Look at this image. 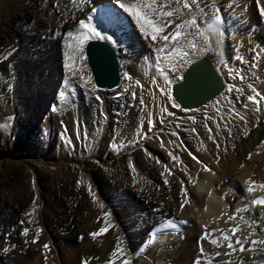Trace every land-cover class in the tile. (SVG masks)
<instances>
[{
    "label": "bare ground",
    "instance_id": "bare-ground-1",
    "mask_svg": "<svg viewBox=\"0 0 264 264\" xmlns=\"http://www.w3.org/2000/svg\"><path fill=\"white\" fill-rule=\"evenodd\" d=\"M26 1L14 0V3L12 1H3V6L0 3L3 20H6L5 22L9 24V18L11 17L16 18L19 15H23V18L26 19L28 16H36L38 19L37 23L44 30V35L50 37L57 45L56 53L53 55L55 60L56 55L61 56L59 59H62V61L59 60L58 64L55 62L57 64L55 67L57 69L60 68V73L64 71L65 75L71 78V83L75 81L77 89L71 92L64 101L58 99L57 95L54 97L53 101L56 103V110L51 111L50 109L53 115L43 116V125L37 131L35 130L36 134L31 131L27 132L28 140L33 141V145L29 149L20 150V152H14L13 148L24 135L18 136L19 133L15 131L16 123H13V117L17 114V111L22 114L29 111V98L25 94L23 95L22 90L19 88L15 90L16 93L14 95H12L13 93L11 94L13 87L8 88V97L5 93L3 94L6 97L0 92V128L3 129V131H0V144L7 142L11 137H18L16 142L13 139L10 144L12 146L5 151L7 156L0 161V180L2 179L3 171L8 168L12 169L13 165H17L16 162L19 160H26L31 154L42 158L40 161L41 174L38 178L39 186L32 185V179H34L35 175H32L31 170H26L27 180L19 181L10 191L12 199L20 201L19 207L24 208L26 206L28 209L24 211V221L26 222L22 224V229L19 226L12 231L9 221L0 219V236L2 237L0 252L3 248L0 264H86V262L87 264H109L110 260H115V264H121L122 259L125 257L130 261V264H194L197 258L201 260V264H209V262L210 264H264V243H257L254 246L251 244L253 240L264 241V217L259 218L252 210H261L264 213V206L252 204L259 197H264V147L261 150L257 149L258 151H256V155L253 158L252 156L255 153L251 154L252 149H254L256 144H259L260 137H264V112L261 111L264 107V98L259 104L247 100L248 96H254L256 92L261 94V98L264 97V81L255 80L256 82L252 83L249 79L250 81H247L249 84L246 86L236 84L238 87L242 86L240 91H236V100L245 104L242 108L247 109V104H251L255 110L252 112L251 110L247 112L240 111V113H243L240 115L247 120L246 123L242 124L238 118H232L233 120L228 118L226 115L228 109L224 115L218 114L219 119L214 120V116L210 115L209 118L211 119L209 120L207 118L208 113H204L205 109H203L191 114L194 120L197 118L198 121H202V123L207 125V129H211L210 134H208L209 131L207 129H201L200 122L198 123L197 120L193 123V119H184L183 125L185 126L179 128L182 131L173 130L178 134L173 136L172 127L170 132L169 129L165 130L163 128L162 123L168 117L167 112L172 113L175 110H180V108L172 107V102L167 95L161 93L158 85L164 86L165 81L161 71L156 68V54L158 52L156 51L155 55L149 52L151 48H159L163 41L154 42L150 36L145 39L131 18L119 8L115 2L116 0H81L80 2L76 1L78 5L67 7H65L67 0H61L62 8L57 7V11H49L47 8L46 11L48 12L43 16H40L41 13L37 14L36 5L34 7H25L20 11L19 9H14L13 4L21 6ZM48 2H52L53 5L57 4L56 0H48ZM121 2L128 4L135 2V0H121ZM208 2L210 4L211 0H208ZM220 2L223 5V13L227 19V32L230 33L231 38L228 39L226 37V31L221 33L219 37L213 35V47L209 51L191 52L188 49L190 53L188 59L193 62L201 57H208L214 69L224 77V85L217 94L204 104L192 108H183L187 111L204 108V106L219 96L221 108L236 105L229 98L232 91L228 89L237 81L238 83L240 82L241 79L236 74L242 68L237 67L239 70L234 69L236 73L230 76L233 81L227 80L226 73L231 71L229 69L228 72L226 69V66L229 65L227 58L229 60L233 59V64L234 60L238 64L240 59L243 64H249V61H251L250 57H252L253 66H256L261 60L264 62L261 44L264 39V22L259 16V11L264 6L257 8L255 0H216V3ZM237 4L240 8V16H238V12L232 13L229 10L230 6L234 5L235 7ZM164 10L171 9L166 8ZM205 11L210 10L206 8ZM184 12L186 14L181 19H188L187 10H184ZM197 14L199 15V13ZM232 16L236 20L234 25L230 24V17ZM87 17H92L91 23L96 25L97 30L100 32L105 31L103 24H101L105 21L104 19H108L107 22L110 23L114 21L117 23L119 21L120 24L126 23L125 30L117 24L108 31L112 34L118 33L120 37L123 35L125 39L122 44L118 41L106 40L117 52L121 68L120 81L117 86L112 88L96 85V92H92L90 83L85 85V80L89 76H91L93 82V75L86 59L81 64H77L78 68H76V65L69 70L64 67V52L68 51L70 55H74L72 49L75 47L74 38L67 37L66 32L69 30L74 31L78 26L77 21ZM176 22L179 23L180 20ZM251 24L256 28L252 32L254 36L247 37L248 27ZM174 28L175 24L163 34H169ZM189 33V35L182 37L181 41L190 40L191 37H194L195 29L189 30ZM243 36L245 37L242 38ZM35 39L33 38V40ZM216 39L220 40L219 45L214 43ZM65 40L68 41L67 45H65ZM241 40L243 43H241ZM235 41L236 43H234ZM1 45L0 36V47ZM181 45L182 43L177 44V46ZM86 47L85 44V51L88 49ZM242 50L244 51L242 52ZM11 51H6L3 54V58L9 57V53H14L13 51L15 50L12 49ZM21 55L23 60L20 61V64L18 61V66L26 70L28 58L24 53H20L18 56ZM178 55L175 54V58ZM42 57L45 60L44 54H42ZM12 58H14V54L10 56V61L14 60ZM18 58L16 59L18 60ZM221 60H223V64H221ZM76 62L78 61L76 60ZM220 64L221 67H219ZM188 65L189 63L181 67L177 63L176 71L167 67L163 69L167 72L169 79L175 83L180 80L178 78L182 77V72ZM236 77L238 78L236 79ZM61 83L56 85L53 83V85L56 89L63 88ZM249 85H252V87H249ZM67 87L69 88V86ZM253 88L256 90L255 92ZM135 90L142 97L141 99H143L144 105L147 107L140 106L138 110L129 107L131 111L129 112L130 118L127 123H116L114 120H110L109 116L111 110L115 108V104L123 101L122 99L125 97H128L132 102V93L136 92ZM82 92L101 98V120L108 115L107 117L110 120L108 124L101 123V120L99 121L98 119L94 128L89 126L92 131L91 129L88 131V124L91 122L90 107L92 105L87 106L84 104L83 120L86 126L85 130L81 131L83 128L79 127L78 114H81V107H83V103L80 102L82 97L79 98V96H82L80 95ZM30 101L32 100L30 99ZM161 107H166L167 112L161 113ZM257 108H259V111L256 110ZM41 110L42 108L38 107L37 112L40 114ZM254 119L255 122H253ZM59 121L62 124L58 123ZM149 121H153L155 124L153 130ZM257 122H260L259 126L261 127L258 129L261 133L255 135L254 125ZM54 124H57L58 127L61 125V129L64 130L60 133L61 140L60 137L58 139L55 135L57 126ZM233 124L238 128V131L234 132V140H226L224 143L215 141L216 147L208 143L209 137L217 134V131L220 134H226L228 131L233 132ZM192 129H195V132ZM198 132H201V136L196 137ZM141 133H146L149 138L146 140L141 138ZM182 133H186L194 139V150L179 142L178 136L182 135ZM70 134L71 136H69ZM251 136L252 138L250 139L249 137ZM48 139L51 140L47 141ZM20 142L19 145L22 143ZM46 142L52 148L50 150L48 148L41 150L42 144L45 145ZM79 142L92 148V150L98 146L102 156L101 163L105 164L107 170L103 171L105 176L99 174L100 171L96 169V166L89 165L86 168H79L73 164H68V167L65 166L70 160L71 149L78 146ZM206 144L208 145L206 146ZM136 145L140 147L135 148L134 146ZM223 145H228V152L219 150ZM122 147L126 149L125 152H123ZM12 155H15L14 159ZM173 155L177 157L174 165L170 161ZM246 155L248 159H245ZM15 159L17 160L13 161ZM44 160H46V166L50 169H45ZM244 160H247L248 164L244 163ZM171 165L174 168H171ZM165 166L176 176L168 178L169 174L165 172ZM209 168L215 169V177H212L209 173ZM95 170H97L96 175L94 174ZM126 170L127 172L125 173ZM235 174L237 176L233 177ZM177 175L182 176L184 180L179 181ZM128 176L133 178L132 184L135 186L134 194L132 195H137L136 197L139 198H156L157 205L171 206L172 203L174 209L179 207L177 204L180 203L179 219L189 217L187 219L190 220V223L179 232L159 235L158 231L152 228L149 232H146L147 239L145 242L141 243L143 237L140 238L139 236L145 232L146 225L144 226V223L139 222L132 226L131 211L126 207V201L128 202V200L125 199V196L129 195L127 191L121 190L122 194L118 195L120 199L121 197L123 198L120 204L114 197L110 198L108 194L110 180H114L117 188L123 189L125 181L129 179ZM190 179L194 181L193 184ZM165 180L169 182L170 185H168L170 187L163 191H158L154 182ZM182 182L186 183L185 188L181 187ZM3 185L0 191L3 192L4 197L7 199L5 193L8 191L7 187L10 183H6L3 180ZM89 185H91V190L95 193V196L89 194ZM243 186H247V188L244 189ZM250 188L252 189L251 192L248 191ZM48 189L51 193L48 194V192L47 194L50 196L54 195L57 197L59 193L65 196L64 205H60L56 197L53 205L50 196L49 198H47V194V197L45 196V192ZM238 194H243L248 200L250 199L252 206L249 204L248 211L245 209L247 204H240L239 202L235 204L236 199L240 197ZM129 201L131 202L132 200ZM63 206L65 211L61 215L59 212ZM81 207L87 211L86 217L80 214ZM31 210L32 212H29ZM108 213L110 215H106ZM67 215L71 216L67 218ZM60 216L63 217L61 219L65 223H60ZM240 218L247 219L251 225L246 226L244 229L237 227L235 220ZM106 224L107 231L104 235H97L96 237L91 235L92 233H98ZM51 227L53 228L52 231ZM237 228L239 231H236L234 236L231 235V230ZM25 229H28L27 235L24 234ZM37 230H41L38 238L36 236ZM60 230H62L63 236L59 235L58 232ZM206 231L208 238L202 240L201 238ZM8 233H10V236L7 235ZM223 234L229 235V239H224ZM82 235L85 240H83ZM93 238H95L94 241ZM212 238H217V243H211ZM237 239L244 242L245 251L241 252L238 250L240 245L235 244ZM30 241L32 242L30 243ZM230 242L233 243L234 248L237 249L236 251L228 249L227 245ZM45 244L49 246L47 249L44 248ZM118 244L121 251L117 250ZM14 245L17 248H14ZM201 245L204 249L203 255L200 253ZM162 246L176 247L177 253L172 255ZM114 251H117L116 257L112 256ZM216 253H220V255L217 256ZM225 253H230V255H224Z\"/></svg>",
    "mask_w": 264,
    "mask_h": 264
},
{
    "label": "rangeland",
    "instance_id": "rangeland-1",
    "mask_svg": "<svg viewBox=\"0 0 264 264\" xmlns=\"http://www.w3.org/2000/svg\"><path fill=\"white\" fill-rule=\"evenodd\" d=\"M3 1L4 2H6V1H12L13 2L14 0H0V3L2 6H3ZM76 1L80 2L81 0H75L74 3H70V0H67V4L65 7L71 6V5L74 6L76 4L78 5V3ZM256 1H260V0H256ZM261 1L259 3L260 6H264V0H261ZM56 3H57L56 5H53L52 2H48V0H37V2H36V0H27L24 5H21V6L17 5V4H13V5H14V9H19V11L25 7H31V6L34 7L36 5V7L38 9L37 14L41 13L40 16H43L44 14H47V12H48V11H46L47 8L49 9V11L50 10L51 11H57V7L62 8L63 5H62L61 0H56ZM13 5H12V7H13ZM15 5H17V6H15ZM239 9L240 8L238 7V4L235 7H234V5L229 7V10H231L230 12H232V13L238 12L237 13L238 16H240ZM262 17L264 18V15H262ZM232 20H234V17L232 18ZM5 21L6 20H3V13L0 11V36H1V40H2V45L0 47V92L2 95H4L3 93H5L8 97L9 96L8 88L13 87V89L11 90V94L13 93L12 95H14V93H16L15 90H17V88H19L22 90L23 95L25 94L29 98L28 101H29V106H30V109L28 108L29 111L27 113L22 114L20 111H17V114L13 117V123H16L15 131L19 133L18 136L20 137L21 134L24 135V136H22V139L20 140L22 143L19 141L21 144L19 145V142H18V143H16V145L13 148L14 152H20V150L26 149V148L29 149L33 145V141L28 140L27 132L31 131L32 133L36 134L35 130L37 131V129H39L43 125V121H44L43 116L46 117V116L53 115V113L50 111V106H51V103L54 102L53 101L54 97H56V95H57V89L54 87V85L60 84L62 77L65 75V72L63 71L62 72L63 74L61 75V73L59 71L60 68L57 69L55 67L59 63V60H60L59 58L61 57V56L59 57L58 55H56L57 56L56 60L54 58L53 54L56 53L57 45L54 41L51 40L50 37H48L47 35H44V30L37 23L38 19L36 18V16H28V18L24 19L23 15H19L16 18H12V17L9 18V22H10L9 24H7V22H5ZM262 22H264V20ZM251 25L248 28H250V27L252 28ZM255 29L256 28H254V30H252L251 33L254 32ZM33 31H36V32H33ZM33 33H35V34H33ZM248 35H252V34H250V32H248ZM248 35H247V37H248ZM252 36H254V35H252ZM244 37L245 36H243L242 38H244ZM33 38H36V39L33 40ZM21 40H22V42H21ZM30 41H32V42H30ZM234 43H236V41ZM241 43H243L242 40H241ZM50 44H51V46H50ZM261 44L264 45V39L262 40ZM12 49L15 50V51H13L14 53H9V57L4 59L3 54L6 51L12 52L11 51ZM156 51L157 50L155 48H153V49L151 48L149 50V52H151L153 55H155ZM243 51L244 50H242V52ZM20 53H24L25 56L28 58V64H27L26 70H24L23 67L18 66V61L20 64V61L23 60L22 55L18 56V55H20ZM60 53H61V50H60ZM12 54H14V58H12L14 60L10 61V56H12ZM42 54L45 55V60H44V57H42ZM257 54H259V53H257ZM17 57H19L18 60L16 59ZM46 58H49V59H46ZM238 59H239V57H238ZM231 60H229V58H227V62L229 63V65L226 68H228L229 66L232 65L233 59H231ZM60 61H62V59ZM234 63H236L235 60H234ZM119 64H120V62H119ZM239 64L243 65L241 60L239 61ZM219 67H221V64L219 65ZM240 67L241 66H239V68ZM233 71H235V70L233 69ZM229 73H226V78L229 81H233L232 80L233 78L230 77L231 75ZM241 73H242L244 79L240 80L239 83H238V81L237 82L235 81L236 83L234 84V86H236V87L232 90V92L229 96V98L231 100H233L232 103L235 102L236 105H229V107H225L223 105L224 108H221L219 103H217V101L221 102V101H219V98H220V96H219L218 98H215V100L211 101L209 104L204 106V108H201L199 110H196V109L192 110V111L184 110V112L182 114L181 107H180V110H175L174 112H172L173 113L172 116L168 115V117L165 118L164 122L162 123L163 128L165 130L169 129V131H170V129L172 127L171 131H173V130L182 131L179 128L185 126V125H183L185 122L184 119L193 118V115L191 113H196V112L201 111L203 109H205L204 113H206V112L208 113L207 118L209 120L211 119V118H209L210 115L214 116V120L219 119V115H224L226 113V110L228 109V113L226 114L228 116V118H231V119L232 118H238L242 124L246 123L247 120L245 118L243 120L240 119V117L242 116L240 114H243V113H240V111L247 112V111L251 110V112H252L255 110H254V108H252L251 104H247V109L242 108L245 106V104L236 100V97H237V92H236L237 90L236 89H240V87L246 86L247 84H249V82L247 83V81H250V80L252 83L255 80L256 81L257 80L258 81H264V62L261 63L260 68H258V69H256V67H253L251 65V63L248 64L247 66L246 65L242 66ZM233 74L234 73L232 72V75ZM257 76L258 77L263 76V78L257 79ZM140 82H141V80H140ZM53 83H54V85H53ZM236 84H241L242 86L238 87V85H236ZM135 91L136 92H134V93H137L136 98L133 99L132 102L128 99V97H125L122 99L123 101H121L120 103L118 102V104H115V108H113L111 110L112 114L110 113V116H109L110 120H114V122H116V123H121V122L127 123L129 121L128 119L130 118L129 112L131 111V109L136 108L134 110H138V108H140V106L142 107V105L140 104V100L142 97L139 95L137 90H135ZM55 92H56V94H55ZM6 95H4V96L6 97ZM80 95H82V96H79V98L82 97V100H80V102L83 103V107H81V114L80 113L78 114V117H79L78 122L80 121L79 127H81V129L83 128V130H81V131L85 130L86 125H85L84 120H83L84 104L87 106L92 105L90 107V109H91V112H90L91 122L88 124V131H90L91 128L95 127L98 119H99V121L101 120L102 115L100 114V109H101L100 104H101L102 100L100 99L99 101H97L95 99V97H96L95 95H92L90 93L88 94L86 92H82ZM79 98H78V100H79ZM30 99L32 101H30ZM224 101H226V100H224ZM37 106L42 108L40 114L37 112V110H38ZM235 109L237 112L235 111ZM261 111L264 112V107L262 108ZM204 113H202V114H204ZM228 114H230V115H228ZM107 116L102 118V120L100 122L108 124L110 120L108 119ZM196 120H197V118L195 119V121ZM197 122L198 123L200 122L199 125H201V129H207V127H205L206 124L202 123V121L197 120ZM253 122H255V119L253 120ZM260 122H257L256 125H254V128L256 130V131L254 130L255 135H257L258 133H261V131H259V129L261 127V126H259ZM58 123L62 124L61 121H59ZM54 125L57 126L56 130H55V132H56L55 135L58 139L60 137V140H61L62 137H61L60 133H62L63 129H61V125H59V127L57 124H54ZM170 125H172V126H170ZM159 126H160V123H159ZM257 126H259V127H257ZM232 127H233V132H229L227 130L228 132H226V134H220L219 131H217V134L212 135L211 139L209 138L208 143L211 144L213 147H216L214 144L215 141H221L224 143V141H226V140H228V141L234 140L235 139V133L234 132L236 130L238 131V128L235 127V124H233ZM151 129L153 130L154 127L152 126ZM257 130H258V132H257ZM0 131H3V129L0 128ZM91 131H92V129H91ZM208 134H210V133H208ZM25 135H26V137H25ZM69 136H71V134ZM199 136H201V132H198L196 137H199ZM17 138L11 137L8 140L9 142L7 141L5 143L0 144V161H2L5 156H7L5 151L8 150V148L10 146H12L10 144L13 141V139L16 142ZM249 138L251 139L252 136ZM178 139H179L180 143H184V145H186V147H188L191 150L192 149L194 150V146H193L194 139L189 137L188 134L182 133V135L178 136ZM50 140L51 139H48L47 141H50ZM260 142L258 145L256 144L254 149H252L251 154L255 153L252 156V158L256 155V151L263 149V147H264V137L263 136L260 137ZM100 143H101V141H100ZM207 145L208 144H206V146ZM134 147L139 148L140 146L136 145ZM47 148L49 150L52 148V147H50L49 143L46 142L45 145L42 144L41 150H45ZM125 150L126 149L123 148V152H125ZM219 150H221L222 152H225V151L228 152V145H223L222 147H220ZM126 153H127V151H126ZM248 154H250V153H248ZM69 156H70L69 157L70 160L68 161V163L65 164L66 167L69 166L68 164H70V165L73 164L79 168H86V166L92 165V166H96V169H98L100 171L99 174L101 176L102 175L105 176V173L103 171H107V170H106L105 164L101 163L102 162V160H101L102 156H101V151L98 148V146H97V148L95 147L92 150V148H89L87 145H84L82 142H79L78 146L71 149ZM12 158L14 159L15 155H12ZM149 158L151 159L150 155H149ZM246 158L248 159L247 155L245 156V159ZM16 160L17 159H15L13 161H16ZM41 160H42V158H39L36 155L32 156V154H31V156L28 159L19 160L18 161L19 163L16 162L17 165H13V167L11 166L12 169L8 168V169H5V171H3V175L1 176L2 179L0 180V188L1 187L3 188V186H4L3 180L6 183H10V185H8V187H7L8 191H6V193H5L7 196V199L9 201L4 197L5 195L3 194V192L0 191V219L2 218V220L6 219V221H9V225H11L12 231L16 230L17 227H19V226H20V229H22V224H24L26 222V221H24V216H25L24 211L27 210L28 208L26 206L24 208L19 207L20 201L18 199H14V198L12 199L10 191H12V187H14V185L17 184L19 181H22V180L26 181L27 180L26 179L27 178L26 177V173H27L26 170L27 171L31 170L32 175H35L34 179L31 178L33 180L32 185L33 186L34 185L39 186L40 183L38 181V178L41 174V172H40L41 171V165H40ZM170 161L172 162V165H174L175 160H173L172 157L170 158ZM243 162L248 164L247 160H244ZM43 163L46 166V160H44ZM126 165H128V164L126 163ZM172 165H171V168H174ZM45 169L48 170L50 168L48 166H46ZM126 172H127V170L125 171V173ZM209 173L212 175V177L216 176L215 169L209 168ZM94 174L95 175L97 174V170H95ZM129 175H131V174H129ZM173 176H176V175L170 174L168 176V178H171ZM235 176H237V174L233 175V177H235ZM131 177H132V175H131ZM128 178L129 179L125 181V185H123V187H122L123 189L117 188L114 180H110V182H109L110 188L108 190V192H109L108 194H109L110 198L114 197L115 200L118 201V203L120 204V202L123 198L121 197V199H120L118 197V195L120 196V194H122L121 190H123L125 192L127 191V193L129 195L125 196V199L128 200V202L126 201V207H128L129 211H131V218L133 219L132 220V226L136 225L139 222L144 223V226L146 225L145 226V232L142 233L141 236H139L140 238L143 237V240L141 241V243H144L145 240L147 239L146 232H149L152 228H154V226H156V224H158L157 222L163 220L164 218H168V217H174V218L180 217L179 212L181 211V207H180L181 204L180 203L177 204V206H179V207L174 209L172 206V203H171V206H164L162 204L157 205V199L156 198H148L147 199V198L136 197L137 195H132V194H134V190H135V188H134L135 186L132 184L133 178H130L129 176H128ZM177 178H179V181H181L183 179L182 176L181 177L178 176ZM165 181L154 182L155 188L158 191H163L164 189H168V187H170L169 186L170 184L168 181L165 183ZM190 182L192 184L194 183V181L192 179H190ZM60 183H62V182H60ZM56 184H58V183H56ZM185 185H186L185 182L181 183V187L185 188ZM212 185H213V183H212ZM243 188L246 189L247 186H243ZM47 193L48 194L51 193L49 191V189L47 190V192H45L46 197L48 195ZM49 196L50 195H48L47 198H49ZM238 196H240V197H238L236 199L235 204L238 202L240 204H244V203L247 204V207L245 209H247V211H248L250 200H248V198L245 197L243 194L242 195L238 194ZM55 197L56 196H54V195L50 196V200H51V203L53 205L55 204V202H53ZM56 198H57V202L60 205H64L65 196H63L59 193ZM129 200H132V201L130 202ZM251 206H252V204H251ZM178 208H180V209H178ZM60 209H59L60 210L59 213H61V215H62L65 211V210H63V209H65V207L63 206V208H60ZM177 210H179V211H177ZM252 210L256 213V215L259 216V218L264 217L263 211L256 210V209H252ZM29 212H32V210ZM86 213H87V211L85 210V208L81 207L80 214L82 216L86 217L87 216ZM69 214H71V213H69ZM70 216L71 215H67V218ZM61 218L63 219V217H61V216L59 217L60 223H62V224L65 223L64 221H62ZM72 218H73V216L71 217V220H72ZM187 218H189V217H187ZM235 221H236L237 227H239V228L244 229L246 226L251 225V223L245 218L236 219ZM247 222H249V223H247ZM189 223H190V220H189ZM52 230H53V228L51 227V231ZM20 232H21V230H20ZM58 233H59V235L63 236L62 230H60V232H58ZM7 235L10 236V233H8ZM102 235H104V234H102ZM82 238H83V235H82ZM94 239L95 238H93V241H94ZM1 240H2V237L0 236V242H1ZM83 240H85V239L83 238ZM31 242L32 241H30V243ZM13 247L17 248L15 245ZM140 247H141V245H140ZM162 248H166L168 250V252H170L172 255L177 253L176 247L170 246V248H169V247L162 246ZM2 250H3V248L1 249L0 257L3 256Z\"/></svg>",
    "mask_w": 264,
    "mask_h": 264
},
{
    "label": "snow or ice",
    "instance_id": "snow-or-ice-1",
    "mask_svg": "<svg viewBox=\"0 0 264 264\" xmlns=\"http://www.w3.org/2000/svg\"><path fill=\"white\" fill-rule=\"evenodd\" d=\"M75 0H70V3H74ZM116 3L118 4L119 8L123 10L124 13L128 15V17L131 18V20L135 23V25L138 27V30L143 34L144 38L147 39L149 36L151 37V40L154 42L163 41L164 45L162 48H157L158 53H165V55L172 54L176 51V46L178 43H182L183 48L189 49L191 52H198L200 50L203 51H209L213 47V40L212 36L215 35L219 37L221 34V25L223 24V16L220 12V7L217 5L216 0H211V3L209 4L208 0H135L133 3H123L121 0H116ZM203 5V6H202ZM166 8H170L171 10H164ZM208 8L210 11H205V9ZM184 10H187V14L190 15V18L188 19H181L182 16H184L186 13ZM260 12L262 15H264V8L260 9ZM199 13V15L197 14ZM92 17H87L86 19H79L77 21V27L75 30H69L66 32V36L69 38H74L75 47L72 49V52L74 55H70L68 51L64 52V67L66 70L72 69L75 65L76 60L84 61L87 57L85 55V44L89 40H107L112 41L111 36L102 35L100 31L97 30L96 25L91 23ZM180 20L181 22L177 23L176 21ZM175 24V28L167 35H164L163 33L166 32V30L172 25ZM195 29L194 38L192 40H183L181 41L182 37H185L189 35V30ZM171 41V48L169 47V42ZM114 42V41H112ZM216 45L220 44V40L216 39L214 42ZM68 44V41L65 40V45ZM189 51L182 50L178 57H176L172 63H170V67L173 71H176V64L179 63L181 67L184 65L190 63L189 57ZM159 58V57H158ZM223 60H221V64H223ZM161 73L163 75V79L165 81L164 86H159L161 93L167 95L168 99L172 102V107L174 108H180L181 105L176 102V100L171 95V85L173 83L172 80L169 79V76L167 72L164 69H161ZM232 75V72L229 73ZM237 76H239V79L243 80L244 77L242 74L237 73ZM183 77H179L178 79H182ZM235 78V77H234ZM65 86L67 87L69 84V81L65 79L64 81ZM91 84V90L92 92L97 91V86L94 82H92L91 76H89L85 80V85ZM236 86L230 87L228 90L232 91ZM249 87H252V85H249ZM237 91H240V89H236ZM253 91L256 90L253 88ZM65 93L61 92V96H64ZM133 99L136 98V93H132ZM257 96H260V93L256 92V95H250L247 97L248 101H255L257 104H259V100H257ZM264 98V97H262ZM95 99L99 101L101 98L99 96H96ZM217 103H219L217 101ZM140 104L143 107H147L144 105L143 99L140 100ZM184 109L181 108V111ZM161 113L167 112L166 107L160 108ZM257 111H259V108H257ZM169 116H172L173 113L167 112ZM193 123H195L194 118ZM241 120L244 119L243 116L240 117ZM161 122H163L161 120ZM149 123L154 127L155 124L153 121H149ZM207 127V125H205ZM193 132H195V129H192ZM209 133L211 132V129H208ZM173 136L178 135L177 133L173 132ZM141 138L148 139L146 133H141ZM212 138L211 136L209 137ZM70 142V141H69ZM191 155V153H190ZM194 159H196L195 156H193ZM173 160H176L177 157L175 155L172 156ZM159 163V161H157ZM134 170V166H133ZM165 172L169 175L172 174L171 170L165 166ZM167 182V181H165ZM249 192L252 191V189H248ZM89 194L95 196V193L91 190V185H89ZM254 204H264V199H258L253 201ZM183 206V205H182ZM103 207V205H101ZM110 215V213L106 214ZM234 218V217H232ZM231 219V218H230ZM165 228H172L175 229L178 227L177 223L173 220H167L164 224ZM207 228V226H205ZM41 230H37L36 236L37 238L40 235ZM107 231V224L105 227H102L98 233H92L91 235L93 237H96L97 235H102ZM239 231V229H232L231 235H235V232ZM24 234H28V229L24 230ZM224 239H229V235L223 234ZM208 233L205 232L204 236L201 238L207 239ZM211 243H217V240L212 239ZM257 243H264V241H256L253 240L251 244L254 246ZM235 244L240 245L239 251L243 252L245 251L244 248V242L242 240H235ZM49 246L47 244L44 245V248L47 249ZM228 249H231L233 251H236L237 249L234 248L233 243H228L227 245ZM117 250L121 251L119 248V244L117 245ZM200 253L201 255L204 254V249L201 245L200 247ZM217 256L220 255V253H216ZM224 255H230V253H225ZM113 257L117 256V251H114L112 253ZM87 264V262H86ZM109 264H115V260H110ZM121 264H130V261L125 257L122 259ZM194 264H201V260L199 258L196 259ZM210 264V262H209Z\"/></svg>",
    "mask_w": 264,
    "mask_h": 264
},
{
    "label": "water",
    "instance_id": "water-1",
    "mask_svg": "<svg viewBox=\"0 0 264 264\" xmlns=\"http://www.w3.org/2000/svg\"><path fill=\"white\" fill-rule=\"evenodd\" d=\"M87 47L95 82L107 88L117 85L119 65L114 51L99 41L88 42ZM222 88V80L212 64L202 57L191 63L184 72L183 80L172 86V93L181 107L192 108L204 104Z\"/></svg>",
    "mask_w": 264,
    "mask_h": 264
}]
</instances>
